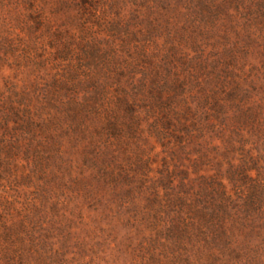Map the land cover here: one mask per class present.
<instances>
[{
  "label": "trees",
  "instance_id": "obj_1",
  "mask_svg": "<svg viewBox=\"0 0 264 264\" xmlns=\"http://www.w3.org/2000/svg\"><path fill=\"white\" fill-rule=\"evenodd\" d=\"M130 1L134 8L125 18L117 14L125 0H57L62 10H78L91 26H99V14L114 8L122 30L114 29L112 20L105 44L83 38L82 29L79 41L62 36L70 30H57L50 55L56 66L66 67L45 88L35 81L23 88L9 84L7 92L0 89V264H45L42 252L35 250L42 240L35 235L34 212L26 208L15 216L10 210L7 176L19 156L33 155L36 164L68 165L65 154L80 150L88 164L99 168V177L126 185V197L148 180L142 199L153 219L151 228L165 239L159 240L163 247L188 245L199 259L222 264H230L228 257L264 263L258 245L251 244L254 237L264 239V167L259 157L246 156L238 166L231 158L225 173L208 169L221 148L226 159L235 150L233 135L241 119L224 123L219 116L232 96L226 79L234 77L224 57L244 54L239 42L244 37L251 41L254 27L248 17L264 19L262 12L253 11L264 9V0ZM232 35L237 42H231ZM216 38L228 43L226 50L219 58H203L202 49L218 46L210 43ZM6 44L0 34V47ZM1 61L0 73L5 67ZM147 145L156 159L143 148ZM158 145L165 153L160 160ZM155 164L160 165L159 176L151 178ZM139 174L136 186L133 180ZM240 237L245 245L235 244Z\"/></svg>",
  "mask_w": 264,
  "mask_h": 264
},
{
  "label": "rangeland",
  "instance_id": "obj_2",
  "mask_svg": "<svg viewBox=\"0 0 264 264\" xmlns=\"http://www.w3.org/2000/svg\"><path fill=\"white\" fill-rule=\"evenodd\" d=\"M119 7L118 16L129 18L134 5L130 0H125ZM98 9L104 11L102 7ZM253 11L255 15L259 11L264 15V9L257 11V7H254ZM99 15V26H91L84 24L78 10H62L57 0H0V34L7 42L0 47L1 64L5 62L0 73V89L6 91L9 84H18L23 88L35 81L45 88L47 80L66 67L63 64L56 66L55 58L50 55V40L57 30H70L65 36L62 35L68 40L75 36L79 41L84 35L83 38L95 37L103 44L109 39L105 30L109 24L112 25V20H115L114 29L122 30L114 8ZM248 18L254 21V27L249 34L251 41L244 37L239 42L240 46L245 47L244 54L235 53L230 59L227 55L224 57L225 62L230 63L234 77L226 79V85L230 88L228 93L232 96L227 98V106L219 116H222L224 123H229L234 117L241 118L236 122V129L234 127L237 131L233 135L235 150L226 159L221 148L216 155L217 160L211 163L213 167L208 168L213 169L211 174L217 171L225 173L231 158L233 164L238 166L250 155L259 157V164L264 167V19L261 20L259 15ZM255 19L261 21V25L258 26ZM86 26L93 27L91 32L85 30ZM230 40L232 43L238 41L234 35ZM210 43L218 46L215 49L211 46L202 49L205 51L203 58L213 59L211 56L216 54L219 58L226 50L224 45L228 44L219 38ZM230 46L235 48V44ZM194 55L191 53V56ZM226 134H229L228 130ZM214 143L220 146L219 141ZM143 148L156 159L149 145ZM162 151L163 148L158 145L157 160L165 155ZM65 157L68 165L45 161L36 164L31 160L33 155L28 159L21 154L11 175L7 176L10 181L6 183V189L12 196L10 210L15 216L26 208L34 212L35 235L42 240L41 249L35 250L42 252L45 264H222L217 259H199L196 250L188 245H182L178 250H169L161 245L160 241L164 243L165 239L160 240L151 228L150 219H153L149 218L144 207L143 194L148 180L140 185V174L135 175L133 182L142 189L126 197L122 192L126 185H115L99 177V168L88 164L81 150L75 154L67 152ZM182 164L189 165L187 160H183ZM129 166V162L123 165L125 169H129ZM158 166L154 165L155 172L149 174L151 178L159 176L156 171ZM42 172H46L45 175H41ZM23 174H29V178H22ZM250 174L253 177L257 175L255 171ZM125 184L130 183L125 181ZM165 219H168L167 216ZM243 242L244 239L240 237L235 244ZM251 244L258 245L259 253L264 254V239L254 237ZM34 260L38 261V257L34 256ZM227 262L247 264L246 258L235 260L228 257Z\"/></svg>",
  "mask_w": 264,
  "mask_h": 264
}]
</instances>
